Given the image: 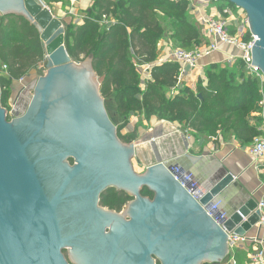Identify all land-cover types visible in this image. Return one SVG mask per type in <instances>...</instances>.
I'll use <instances>...</instances> for the list:
<instances>
[{
  "label": "water",
  "instance_id": "water-1",
  "mask_svg": "<svg viewBox=\"0 0 264 264\" xmlns=\"http://www.w3.org/2000/svg\"><path fill=\"white\" fill-rule=\"evenodd\" d=\"M198 1L226 2L246 13L257 39L253 65L264 74V0ZM0 14L23 16L37 27L48 70L27 114L14 121H7L0 87V264H70L68 249L77 264H227L229 233L246 235L261 215L251 198L226 212L222 224L209 216L216 202L224 206L233 174L196 202L155 143L159 162L137 174L140 142L119 139L93 59L70 57L63 21L42 0H0ZM110 188L134 198L125 213L100 207ZM144 188L154 199L142 196Z\"/></svg>",
  "mask_w": 264,
  "mask_h": 264
},
{
  "label": "trees",
  "instance_id": "trees-1",
  "mask_svg": "<svg viewBox=\"0 0 264 264\" xmlns=\"http://www.w3.org/2000/svg\"><path fill=\"white\" fill-rule=\"evenodd\" d=\"M42 1L62 3L64 9L70 7L69 0ZM67 16L66 49L76 62L93 59L102 97L106 104L114 105L115 117L123 121L117 127L123 143L135 142L140 134L139 126H128L132 115L143 124L152 119L178 124L195 141L222 134L234 135L243 145H250L260 135L261 84L248 74L242 60L234 66L209 65L205 69L207 83L200 79L195 91L178 87V63L156 65L162 40L186 51L206 43L202 29L191 15L189 0H96L82 25L73 16ZM252 39L248 30L244 41ZM45 55L35 25L23 16L0 14V63L8 66L7 75L0 74L3 107L11 99L12 84L38 70ZM142 65L153 66L150 80L143 81L139 70ZM254 113L256 117H252ZM112 122L117 125L116 118ZM126 128L129 133L124 134ZM142 196L154 199L155 195L144 188ZM132 200L124 192L110 188L102 194L101 205L121 212ZM238 256L239 253L236 259L240 264Z\"/></svg>",
  "mask_w": 264,
  "mask_h": 264
},
{
  "label": "crops",
  "instance_id": "crops-1",
  "mask_svg": "<svg viewBox=\"0 0 264 264\" xmlns=\"http://www.w3.org/2000/svg\"><path fill=\"white\" fill-rule=\"evenodd\" d=\"M189 1L191 15L196 19L198 25L199 19L202 16L209 15L216 17L225 8H231L234 11L236 25L240 27L244 36L248 32L249 28L245 26L247 16L242 10L222 5H217V8L210 9L207 3L198 0ZM95 2L96 0H79L73 8L72 13L75 16L69 14L66 11L67 8L64 9L62 6V9L58 11L61 14L59 18H65L66 16L69 20L67 16L69 14L75 18L78 25H82V19L86 17V12L92 9ZM244 26L245 29H243ZM202 33L207 42L209 38H207L204 29H202ZM167 43H169L168 40H162L159 45V61L166 59ZM224 50L226 53L237 51L232 48H224ZM213 55L211 58L202 60L198 70L190 72L187 76L183 77L179 88L189 87L195 91L199 80L205 78V69L209 65L216 63L223 64L226 58L224 53H215ZM256 116V113L252 114V117ZM140 133L145 138L142 146L149 151L148 154L142 157L143 159L139 155L137 156L141 164L145 162L149 163L148 165L150 166L154 165L152 156L156 159V164L159 162L154 150L156 146L160 159L163 162H172L174 166L181 168L184 172L193 174L200 184L212 186L219 178L228 173L233 174L235 183L227 194L225 204L221 209L226 215V212L233 213L237 209L245 207L251 198H254L258 204L264 201V170L247 153L245 148L249 145H243L234 135L223 137L222 134H218L212 138H202L195 141L182 126L161 122L157 119L145 122L144 128ZM247 236L261 240L264 245V229L259 228L258 225L254 226L247 233ZM252 249L253 246L250 243L238 249L240 264L248 262V256Z\"/></svg>",
  "mask_w": 264,
  "mask_h": 264
},
{
  "label": "built area",
  "instance_id": "built-area-1",
  "mask_svg": "<svg viewBox=\"0 0 264 264\" xmlns=\"http://www.w3.org/2000/svg\"><path fill=\"white\" fill-rule=\"evenodd\" d=\"M79 0H69L70 12L74 15L73 8L76 6ZM239 10L238 8H235ZM231 8H225L222 13L216 17L214 16H202L199 19V25L205 30V34L209 40L202 46L192 51H186L182 48L174 47L173 43L166 44L167 56L163 61H158L156 65H161L166 62L178 63L181 67L179 84L182 83L183 77L187 76L190 72H194L199 69V64L202 60L214 53H224L226 55L225 61L222 65L234 66L237 61L242 60L246 66L248 74L254 78L259 79L261 84V100L258 104L261 110V117L263 124L261 127V133L256 137L252 144L245 149L247 153L255 159L257 165L264 170V74L259 67L253 65V47L256 43V38L252 36V40L249 42L244 41V34L241 29L236 25V18L234 11ZM84 19H82L83 21ZM105 25H109L107 22H103ZM83 24V23H82ZM245 26L249 28L248 18L245 21ZM245 26L243 29H245ZM224 48H233L237 50L238 54L226 53ZM152 65L139 66L140 72H142V79L150 80ZM8 66L0 63V74L7 75ZM26 78L20 80L23 82ZM207 83V79H203ZM174 179L179 182L192 196L196 202H201L202 199L210 192L212 186H206L200 184L193 174L184 172L181 168L173 166L170 170ZM258 210H260V220L257 223L258 227L264 229V201L258 204ZM211 218L218 224L226 218V214L221 211V203L216 202L208 211ZM229 261L227 264H237L236 250L246 244H252L253 249L248 256L247 264H264V245L263 242L257 238H249L246 235L240 236L234 233H229Z\"/></svg>",
  "mask_w": 264,
  "mask_h": 264
},
{
  "label": "rangeland",
  "instance_id": "rangeland-1",
  "mask_svg": "<svg viewBox=\"0 0 264 264\" xmlns=\"http://www.w3.org/2000/svg\"><path fill=\"white\" fill-rule=\"evenodd\" d=\"M47 8H49L53 14H55L57 17L61 16L60 9H62L63 4L62 3H52V4H46ZM208 6H210V9H215L217 8V5H222L224 7H233L235 9V6L230 5L229 3L226 2H208L207 3ZM70 8V7H69ZM67 8V12H70V9ZM64 17V16H63ZM246 18V17H245ZM63 23H64V27L66 28V23L69 21L67 19V17L65 16V18H60ZM246 20V19H245ZM215 54V53H214ZM214 55L208 56L207 58H211ZM48 73L47 70V58L45 55V59L44 61L39 65L38 70H34L33 72L30 73V75L23 81H16L12 84L10 91H11V99L8 103L7 107H3V109H6V116H7V121L11 122L16 120V117H23L27 114L30 105L32 103L33 97H34V90L35 87L37 86L39 80L43 77H45ZM142 73V72H141ZM105 106H109L110 110L108 111L107 107L106 110L108 112V115L110 116V119L112 120V118H116V123L115 124L116 127H118L119 125H121L123 123V121L117 117H115V110H114V105L111 103L106 104ZM19 113V116H15V113ZM18 119V118H17ZM128 126L133 129L135 126H139V133L140 131L144 128V124L141 122L140 118L132 115L130 117ZM124 134L129 133L128 129L126 128L123 131ZM144 136L141 135V133L138 135L137 140L134 142L137 144V142H140L139 146H137V156L139 155L140 158H142L143 156H145L146 154H148V149L144 148L143 142H144ZM143 141V142H142ZM143 159V158H142ZM152 160L153 163L156 164V159L152 156ZM148 162V161H147ZM149 164V163H148ZM147 163H139L138 161V157L134 158L133 160V166L135 171L137 172V174L141 175L144 174L147 170V168L150 166ZM239 253L238 250H236V258H237V254ZM65 257L68 258L69 254V250H65L64 251ZM230 258V257H229ZM248 262H245L244 264H247Z\"/></svg>",
  "mask_w": 264,
  "mask_h": 264
},
{
  "label": "flooded vegetation",
  "instance_id": "flooded-vegetation-1",
  "mask_svg": "<svg viewBox=\"0 0 264 264\" xmlns=\"http://www.w3.org/2000/svg\"><path fill=\"white\" fill-rule=\"evenodd\" d=\"M16 115L15 116H19L20 114L19 113H15ZM17 118H20V117H16V119ZM69 162H70V164L71 165H73L74 164V161L71 163V161L69 160ZM144 190V189H143ZM143 190H142V192H143ZM107 191V190H106ZM118 191V190H117ZM118 192H124V191H118ZM104 193V192H103ZM102 193V194H103ZM125 194H127L128 196H129V194L128 193H126V192H124ZM102 196V195H101ZM131 197V196H130ZM144 197V196H143ZM133 200H134V198H133ZM132 200V201H133ZM132 201H130V202H132ZM130 202H128L125 206H124V208L122 209V211L121 212H118V213H122V212H126L127 210H126V208H127V205L130 203ZM100 207H102V208H106V207H103L102 205H101V197H100ZM106 209H108V208H106ZM108 210H110V209H108ZM112 211V210H111ZM126 220L127 221H130L131 219H130V217H126ZM87 220L86 219H84V220H82V222H86ZM106 233L107 234H109L110 233V229L109 228H107L106 229ZM90 237V236H89ZM87 240H88V236H87V238H86ZM89 240L91 241V237L89 238ZM90 247V249H91V251H94L93 249H92V247L93 246H89ZM69 250V256H68V258H66L67 260H68V262L70 263V264H77L75 261H74V259H73V255H74V252H73V249H68ZM81 253H83V251L81 250ZM92 254H95V252L94 253H92ZM159 263V262H158ZM160 264V263H159Z\"/></svg>",
  "mask_w": 264,
  "mask_h": 264
}]
</instances>
